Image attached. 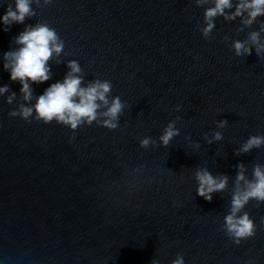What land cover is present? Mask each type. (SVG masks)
Here are the masks:
<instances>
[{"label":"water","instance_id":"1","mask_svg":"<svg viewBox=\"0 0 264 264\" xmlns=\"http://www.w3.org/2000/svg\"><path fill=\"white\" fill-rule=\"evenodd\" d=\"M30 2L22 24L0 26V264H264V201L237 213L254 222V237L237 245L225 223L234 195L264 169V144L241 150L264 138V15L232 19L243 2L232 0L205 34L214 0ZM14 4L0 0V16ZM40 25L63 49L26 101L4 54ZM237 41L252 54L238 55ZM72 61L81 87L112 85L96 119L74 132L35 113L23 119ZM116 97L123 108L110 129L104 113ZM169 125L178 134L164 146ZM201 170L227 178L211 201L197 194Z\"/></svg>","mask_w":264,"mask_h":264},{"label":"clouds","instance_id":"2","mask_svg":"<svg viewBox=\"0 0 264 264\" xmlns=\"http://www.w3.org/2000/svg\"><path fill=\"white\" fill-rule=\"evenodd\" d=\"M233 7L232 0H214V6L206 10L205 20L207 27L205 34L214 26L211 22L217 15H223L225 9ZM245 11L250 12L252 23L256 17L264 15V0H243L238 5L237 11L233 14L243 15ZM30 0H15L14 7L9 5L5 12L0 16V26L3 31H8L12 24H22L26 17L32 15ZM251 39L258 43L259 34L253 33ZM15 43L18 45L17 50L6 52L4 54V69L9 73L11 81H18L21 85L20 91L24 99L30 100L32 90L30 84L44 83L50 78L48 61L53 54H59L63 49V43L59 40L55 30L46 25H40L25 28L16 38ZM238 55H251L252 49L247 47L244 42L237 41L235 45ZM264 52V45L256 48V54L259 56ZM67 67L70 72L65 76L62 82L50 85L42 95L37 97L36 104L32 107L23 109L22 118L27 120L35 113V118L47 125L53 121L57 124L66 126L70 131H75L82 123L90 124L97 117V109L100 104L97 101L107 105V94L111 91L112 85L108 81H95L87 87H81V78L77 75L80 68L75 61L70 62ZM8 89L0 87V94ZM123 105L116 97L112 100L108 111L104 113L107 119L105 126L110 129L117 127L113 121L118 120ZM16 115V113H12ZM227 121H224V125ZM178 133L174 131L173 126L169 125L161 137L162 144L167 146L169 141ZM217 139H222V134L217 133ZM143 145L148 144L144 140ZM264 144V138L251 137L241 149L244 152L253 147H259ZM242 168L243 166H239ZM254 182H249L247 190L234 195L232 200L231 213L225 217L226 228L234 237V242L238 245L241 240L249 239L255 236L254 222L245 213L237 216V213L248 203L249 199L254 198L258 201H264V169L257 166L254 169ZM238 180H243L242 174L238 173ZM199 187L197 194L211 201L217 191H222L227 183V178L223 179L215 176L210 170H201L197 173ZM175 264H184L183 259L176 261Z\"/></svg>","mask_w":264,"mask_h":264}]
</instances>
